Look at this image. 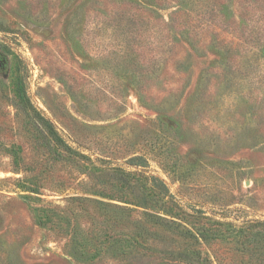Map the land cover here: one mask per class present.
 Listing matches in <instances>:
<instances>
[{
    "label": "rangeland",
    "instance_id": "obj_1",
    "mask_svg": "<svg viewBox=\"0 0 264 264\" xmlns=\"http://www.w3.org/2000/svg\"><path fill=\"white\" fill-rule=\"evenodd\" d=\"M137 1L134 26L120 0H0V264H264V0ZM186 15L196 44L175 33ZM151 178L169 222L137 238ZM78 198L131 221L107 243Z\"/></svg>",
    "mask_w": 264,
    "mask_h": 264
},
{
    "label": "trees",
    "instance_id": "obj_2",
    "mask_svg": "<svg viewBox=\"0 0 264 264\" xmlns=\"http://www.w3.org/2000/svg\"><path fill=\"white\" fill-rule=\"evenodd\" d=\"M120 1H121V3L125 4V7H128V9L130 8L129 11H128L129 12L128 15L130 16V22H131L132 25L135 26L138 23V21L142 22V21L145 20L143 15H144V13L147 14V12L143 11V8H141L142 5H140V7H138V5H139L138 1L137 2H136V0H120ZM165 1L164 0H162L160 2L156 1L153 4H150V6L153 7V8H158L159 9L158 6H161L159 4H161V2L165 3ZM136 3H137V5H136ZM156 12H157L156 10L155 11L153 10V13H151V14H157ZM193 22L194 21L191 19V17H189V15H186L185 21H184V25H183V30L176 31L175 33L176 34H180V36H182V37L188 38V41H190V38L194 37L195 38V42H192V43L196 44L198 39L201 37V32L202 31L200 29L201 27L195 25ZM165 24L168 26V24L166 22H165ZM173 29H174V31L176 30V28H173ZM160 36H161V33H160ZM175 38H177V35L175 36ZM159 39H162V38H160L159 36L158 37L154 36V40H156V43H157V40H159ZM125 41H126V47L130 46L131 45L130 43H133V42L135 43L134 37H132V36H127L125 38ZM192 43H190L192 48H195V45L192 44ZM175 47L179 48L178 46H175ZM133 49L134 48H131V50H133ZM129 53L131 55L127 54L125 52L123 57H139V55H136V50H134L133 53H131V52H129ZM166 53H167V51H162L160 53L153 54V57H164L166 55ZM180 53H181V51L179 50V51H177L176 55L180 56ZM26 102L30 103V99L28 98L26 100ZM31 105H32V103H31ZM35 112L39 116L38 118H40V115L36 111V109H35ZM46 123H47V127L50 129L51 133L53 134L55 141L59 145L65 146L67 149L71 150V152H73L74 155H76L78 157H82V158H87L91 162L88 165L90 174H96V173H100L101 175H104V174L108 175L109 174L110 171H109L108 168L97 166V163H100V162L101 163H107L104 159H99L98 158V159H96L93 162V160L90 157H87L86 155H83V154L79 153L78 150L73 148V147L71 148V147L67 146V144L65 143L64 139L60 136L58 131L53 127V125L48 123V121H46ZM131 160H132V163L134 162L132 164L133 166H137V167L144 166L143 163H142V161H144V158H142V157H134ZM106 176L104 175V177H106ZM122 179H124V178H122ZM150 180H151V185H153L154 182H157L159 184L160 192H162V194H163L161 196H163V197H159L158 196V197H155V198H153V197L149 198V194L143 195L141 197H138V198H140V201L138 203H136L135 206L143 208V211L140 212V219L133 220L134 223H129L130 225L135 227L132 230V232L136 234L137 238L138 237H142L143 238L144 236H146V237L148 236L149 230H148V228H146V226L143 225V222L148 223L149 220H151L152 223L154 222L156 224L160 223L161 221L169 222V220L166 217H164V216H169V214L162 208L163 204H160L162 202V200H164V197H165L166 192H167L166 191L167 188H166L165 184L162 181H160V180H157V179H154V178H151ZM111 185L113 186L112 183H111ZM87 192H88V194L94 195V196H100V197H104V198L111 197V196L108 195L107 189L105 187H104V189H101V188L97 189L96 187L91 186V187L88 188ZM74 198H77V197H74ZM111 199H112V197H111ZM78 200H80V201L83 200L89 205L99 206V207H101L102 210L104 209L105 215H106L105 218H107V219H106V221H103V223H104V231L102 230V233L100 234L99 238H103L105 241H107V243L110 242V240H113L116 237H118V235L122 234L120 231H118L119 230L118 228H120V227L116 228L115 224H112L111 221H109V220L114 219V220H117L118 222H120V221H123L125 219L124 217H127L131 221V216H132L133 210L131 208H129V207L111 205L109 203L97 201V200H94V199H91V198H84V199L78 198ZM117 215H119L121 217H117ZM143 219H145V220H143ZM125 228H127V225L125 226ZM125 238H132V237L131 236H127ZM127 243L131 244L130 240ZM134 243H135L136 252H138V250H140V248L142 247V243L140 241H138V239H135V238H134ZM84 249L85 250L82 252V254L89 256V251L90 250L87 247L86 243H85ZM108 250L109 249L105 250L104 253H102L100 251L99 252L97 251V255L98 254L100 255L101 253H102L101 256L103 254H107ZM118 251H117V249L114 248L115 254Z\"/></svg>",
    "mask_w": 264,
    "mask_h": 264
}]
</instances>
